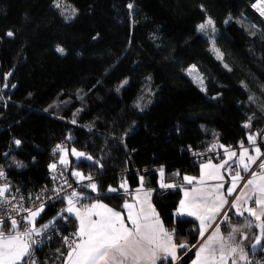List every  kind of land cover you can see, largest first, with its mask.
<instances>
[{
  "label": "trees",
  "instance_id": "1",
  "mask_svg": "<svg viewBox=\"0 0 264 264\" xmlns=\"http://www.w3.org/2000/svg\"><path fill=\"white\" fill-rule=\"evenodd\" d=\"M256 1L0 0V169L33 194L59 161L57 145L77 148L93 161L73 159L69 172L98 185L96 193L82 189L83 203L99 199L121 210L144 177L177 243L196 245L197 221L177 223L175 211L184 175L210 159L195 161L189 148H234L264 130V19ZM208 18L215 31H199ZM161 168L163 183L175 187L160 186ZM66 203L47 208L38 224L66 230L69 221L74 233L73 217L57 218ZM192 248L181 249L185 263ZM67 251L54 234L38 252L40 264H63Z\"/></svg>",
  "mask_w": 264,
  "mask_h": 264
},
{
  "label": "snow or ice",
  "instance_id": "2",
  "mask_svg": "<svg viewBox=\"0 0 264 264\" xmlns=\"http://www.w3.org/2000/svg\"><path fill=\"white\" fill-rule=\"evenodd\" d=\"M56 7H60L56 3ZM131 7V5H129ZM261 15H264V7H260ZM211 27L215 31L214 22L208 18L205 23L198 25V30L205 32ZM12 36V32L7 33ZM213 50L217 53V58L222 59V54L219 49L215 48L213 41ZM57 51L63 53V49L57 47ZM227 67V65H225ZM197 82L203 90V78H199ZM15 87V85H13ZM252 100V97H249ZM75 123V121H73ZM245 128H251V122L245 123ZM257 135L250 134L248 143L253 145L255 155L249 154V149L244 147V142H240L241 151L238 159L234 160L237 168H242L244 172H249L251 166L256 164L260 157L264 155L261 152L260 146H257ZM19 145L21 141L16 140ZM221 147H223L221 145ZM57 150L63 152L60 145H57ZM225 154L228 159L220 164H213L211 160L208 163L200 166V176L193 177L185 175L183 180L187 184H194L191 189L184 190V199L180 200L175 216L177 223L186 222L183 218L195 217L199 221L198 234L203 241L196 251V259L192 264H237L236 254L239 250V259L246 260L244 250L236 243V233L241 232L242 228L251 229L257 227L260 234L255 236L254 249L259 246L264 240V160H261L258 167L260 172H252L251 178L243 185V190L240 195L230 203L227 196H232L238 183L243 179L240 171L231 173V185L227 188L226 193L221 191L224 188L223 183L208 185L209 180L223 181L224 177L221 174V169L225 168L229 160L237 157V153L225 149ZM72 155L80 158L92 160L91 156H86L84 152H78L72 149ZM61 164H67L65 156H61ZM96 163H99L98 161ZM53 171L56 165L49 166ZM161 187L172 188L175 185L163 183V168L160 169ZM72 175L79 178L80 181L85 179L92 181L91 176H84L80 172H73ZM179 175V173H176ZM4 176L3 170H0V177ZM141 187L136 189L137 193L143 190L144 177H140ZM67 183V181H65ZM91 189L93 193L98 191V185L91 182L85 185ZM120 189L125 193L128 192L127 182L120 184ZM246 190V191H245ZM8 191V185L0 187V198L5 196ZM109 193H115L117 188L109 186ZM152 189L143 192V198L139 195L134 197V202L127 201L122 205L126 210L125 217L121 211H117L107 204L100 202L97 199L89 204H82L77 207L83 200L89 199L83 193H78L73 190L66 196L67 207L62 209L58 214L59 219H67L64 213L73 215L78 221L77 229L71 234V237H63L64 243L68 246V251L64 255L63 264H157V261H176L178 249H188L195 247L189 245L186 241L177 243V229L175 227L166 228L161 220L159 213L150 202ZM59 198V192H57ZM39 198V197H37ZM5 201L0 200V203ZM250 202L254 203L255 207H245ZM225 205L236 210V215L244 216L247 212L253 220H246L240 226H229L230 230L227 234L221 231L220 223L217 222V217L221 215ZM21 210L28 213L27 216L17 220L15 217H10V223L0 216V264H36L34 257V245L39 242L34 237H40L42 230H46L49 225L45 224L37 227V217L44 211V205H38L35 210L23 208ZM224 221H229L231 218L227 212H223ZM213 225L215 227L213 228ZM210 228L212 232L205 238V233ZM247 239V236H244Z\"/></svg>",
  "mask_w": 264,
  "mask_h": 264
},
{
  "label": "built area",
  "instance_id": "3",
  "mask_svg": "<svg viewBox=\"0 0 264 264\" xmlns=\"http://www.w3.org/2000/svg\"><path fill=\"white\" fill-rule=\"evenodd\" d=\"M253 6L256 11H259L260 7H264V0L256 1ZM262 133H264V130ZM258 145L264 147V135H261V138H259ZM189 149L191 151L192 158L195 161L209 159L218 161L221 159L220 157L223 153V150L217 145H208L201 149ZM54 164L56 165L55 171L50 168L47 174L48 183L41 186L33 194L23 192V190L14 183L11 174L7 170H3L4 176L0 177V187L7 184L8 191L5 193L3 198H0V200L5 201L4 203H0V216L10 223V217H15L17 220H21L22 217L28 215L27 212L21 210V206H23V208L35 210L38 205L43 204L45 211L47 208L55 206L57 203L66 200V196L73 190L80 193L85 185L95 180L94 176H91L92 181L87 179L83 181L74 179L66 166L61 164L59 161ZM258 165L256 168H258ZM148 173L150 172L146 170L145 174ZM65 181H67V183H65ZM57 192H59V198L57 197ZM82 203L83 201L78 204V206L80 207ZM69 225L70 222L68 221L67 226H65L66 230L62 229L64 227L57 229L55 226H50L46 230H42V235L40 237H34V239L39 242L37 245L33 246L36 264H40L38 252L44 248L45 243L51 240L54 234H58L62 238L63 242V237H71L73 231L68 230V227L71 226ZM40 226L42 225H37L38 228ZM249 264H264V246L259 251L250 255Z\"/></svg>",
  "mask_w": 264,
  "mask_h": 264
},
{
  "label": "crops",
  "instance_id": "4",
  "mask_svg": "<svg viewBox=\"0 0 264 264\" xmlns=\"http://www.w3.org/2000/svg\"><path fill=\"white\" fill-rule=\"evenodd\" d=\"M256 134H257V133H252V135H256ZM257 139H258V135H257ZM244 147L249 149V154H250V155H255V153H254V151H253V147H254V146L251 145V144H249L248 141H246V144H244ZM260 148H261V152L263 153V151H264V147L260 146ZM228 150H229V151H234V152H236V153H237V157H233V160H229V161H228V164L225 166V168H222V169L220 170V171H221V174H222L223 177H224L223 181H219V180H209V181H207L206 183H207L208 185H214V184H218V183H223V184H224V188L221 189V191H223V192L226 193L227 188L231 185V175H230V171H231L232 174H234L235 171H240V172H241V175L243 176V179L239 181V183H238V187H237L236 190L234 191L233 195H232V196H227V199H228L229 202L231 203V202L235 199L236 196L240 195L241 191L243 190V185L246 183V181H247L248 179L251 178V174H252V172L255 171V172L259 173V172L261 171L260 168H259V170H257L256 167H257V165L260 163V160H261V158H262L263 155L260 157V160H258L256 164H253V165L251 166V170H250L249 172H244L242 168H237V167H236V164L233 163L234 160H237V159H238L239 153H240V151L242 150L241 147L239 146V147L236 148V149H230V148H228ZM60 155H61V153H60ZM227 159H228V157H227V155L225 154V151H224L223 157H222L219 161H211V162H212L213 164H220V163H222L224 160H227ZM60 160H61V158H59V162H60ZM71 162H72V161H71ZM208 162H209V161H207V162H203V163H200V165H199V173H198L197 175H189V174H186V175H187V176H193V177H199V176H200V166H201L202 164H206V163H208ZM63 165L66 166L67 168H68V166H69V165H67V164H66V165L63 164ZM68 170H69V169H68ZM256 170H257V171H256ZM80 172H81V171H80ZM72 173H73V172H72ZM72 173H71V174H72ZM81 173H82V172H81ZM83 175H84V176H87V175H85L84 173H83ZM73 176H74V175H73ZM184 176H185V175H184ZM74 177H76V176H74ZM76 178H78V177H76ZM78 179H79V178H78ZM182 184H183V188L181 189V198H180V200L184 199V190H185V189H191L192 187H194V186H195V182H194V184H191V185H190V184H187V182H185V181L183 180V183H182ZM127 185H128V184H127ZM140 187H141V186H140ZM140 187H139V188H140ZM148 189H150V188H147V187H145V186L143 185V190H142L140 193H137L136 190H133V191H132V197H131V199H129L127 202H129V203H133V202H134V197L137 196V195H139L141 198H143V192L146 191V190H148ZM245 191H246V190H245ZM128 192H131L129 186H128ZM85 194H87V193H84V195H85ZM90 194H91V193H90ZM153 194H154V191H152V194H151V197H150V202H151V204L155 207L154 202H153ZM95 201H96V200L87 201V202L84 203V204H89V203H92V202H95ZM100 202L107 204L106 202H103V201H100ZM179 202H180V201H179ZM107 205H108L109 207H112V206H110L109 204H107ZM81 206H82V205H81ZM81 206H80V207H81ZM178 206H179V205H178ZM66 207H67V203H66ZM77 207H79L78 204H77ZM245 207H255V205H254V203L250 202L248 205H245ZM112 208H114V207H112ZM114 209H115V208H114ZM155 209H156V207H155ZM115 210H117V211H121V212L124 214L125 217L127 216V212H126L125 209H123V207H122L121 210H119V209H115ZM176 210H177V209H176ZM156 211H157V209H156ZM157 212H158V211H157ZM223 212H227L228 216L231 218L229 221H227V222L224 221ZM175 213H176V211H175ZM67 214H68V213H67ZM68 215H70V214H68ZM70 216L73 217V218L75 219V217H74L73 215H70ZM175 217H176V216H175ZM160 218H161V217H160ZM184 218H186V219H193V220L197 221V223H198V225H199V221H198L195 217H188V216H186V217H184ZM184 218H183V219H184ZM75 220H76V219H75ZM161 220H162V218H161ZM246 220H253V221H254V218H253V217H250V216L248 215L247 212L244 213V216H238V215H236V210H235L234 208H230L229 205H225V206H224V209L222 210L221 215L217 217V222L220 223L221 231H222V233L225 234V235H226L227 232L230 230V227H229L230 225H231V226H240V225H242ZM162 221H163V220H162ZM77 226H78V221H77ZM214 227H215V225H213V228H214ZM213 228H210V229L208 230V232L205 233V238H207V236L212 232ZM259 234H260V230H259V228H257V227H253V228H251V229L242 228V229H241V232L236 233V236H235L236 243H238V244L240 245V247L243 248V250H244V254H245L246 257H247L246 260H240V259H239V255H240V253H239V250H238V252H237V254H236L237 264H248V257H249V255H250V253L259 250V249L264 245V240H262L261 244H260L259 246H257L255 249L252 247V246L256 243L254 237L257 236V235H259ZM244 236H247L248 238L245 239ZM201 243H203V241H202L201 239H199V241H198V243L195 245V247L192 248L191 252L193 251L194 254L192 255V257L189 259V261H188L187 263L184 262L185 257H186L187 254H186L185 256H182V255H181V249H178V250H177V256H178L179 258H178L176 261L172 262V264H192V261L196 259V255H195V254H196V251H197V249H198V247H199V245H200ZM168 262H170V258H169L168 261H164L163 264H167ZM157 264H161V261H157ZM229 264H231L230 261H229Z\"/></svg>",
  "mask_w": 264,
  "mask_h": 264
},
{
  "label": "rangeland",
  "instance_id": "5",
  "mask_svg": "<svg viewBox=\"0 0 264 264\" xmlns=\"http://www.w3.org/2000/svg\"><path fill=\"white\" fill-rule=\"evenodd\" d=\"M259 15L264 19V15H261L260 13H259ZM209 30V29H208ZM210 30H211V28H210ZM210 30H209V32H210ZM213 34V33H212ZM212 48H213V41H212ZM215 48L216 49H219L217 46H216V44H215ZM214 51V50H213ZM215 52V54L217 55V53H216V51H214ZM219 52L221 53V51L219 50ZM222 54V53H221ZM222 58H223V54H222ZM187 73L193 78V80H195L196 82H197V80L199 79V78H203L202 76H201V74L199 73V71H198V69L197 68H195V67H191L188 71H187ZM198 83V82H197ZM199 84V83H198ZM200 85V84H199ZM201 86V85H200ZM203 87H204V81H203ZM259 138H261V135H258V139H257V146H259L258 145V141H259ZM64 151L63 152H61V155H60V158H61V156H65L66 157V159H67V161H68V163H67V165H71V161L74 159L75 161H80V160H87L86 158H80V159H77V157H75L74 155H72V149H76L78 152H83V151H80V150H78L77 148H73V147H71V148H69V147H66V148H62ZM85 153V152H84ZM263 153H264V151H263ZM86 154V153H85ZM86 156H90V155H88V154H86ZM261 160H264V155L262 156V158H261ZM260 160V161H261ZM87 161H90V162H92L93 161V159L92 160H87ZM257 170H259V167L258 168H256ZM256 170V171H257ZM73 172H80L79 170H77V169H74L73 170ZM81 173V172H80ZM83 174V173H82ZM81 193V192H80ZM82 204H84V203H82ZM41 215H42V213H41ZM40 215V216H41ZM39 216V217H40ZM38 218V217H37Z\"/></svg>",
  "mask_w": 264,
  "mask_h": 264
},
{
  "label": "bare ground",
  "instance_id": "6",
  "mask_svg": "<svg viewBox=\"0 0 264 264\" xmlns=\"http://www.w3.org/2000/svg\"><path fill=\"white\" fill-rule=\"evenodd\" d=\"M257 13L259 14L260 12L257 11ZM260 14H261V13H260ZM239 146H240V144H238L236 147H234V148H230V149H236V148H238ZM259 146H261V145H259ZM262 147H263V146H262ZM222 150H223V149H222ZM224 151H225V149L223 150V153H222V155H221L220 158L223 157ZM38 218H39V217H38ZM38 218H37V220H36L37 225H39V224H38ZM263 246H264V245H263ZM263 246H262V247H263ZM262 247H261V248H262ZM261 248H260V249H261ZM260 249H259V250H260ZM259 250H257V251H259ZM257 251H256V252H257ZM249 257H250V255H249ZM249 257H248V264H249Z\"/></svg>",
  "mask_w": 264,
  "mask_h": 264
}]
</instances>
